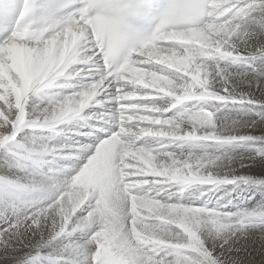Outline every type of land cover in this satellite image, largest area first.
<instances>
[{"label": "snow or ice", "instance_id": "snow-or-ice-1", "mask_svg": "<svg viewBox=\"0 0 264 264\" xmlns=\"http://www.w3.org/2000/svg\"><path fill=\"white\" fill-rule=\"evenodd\" d=\"M155 4L67 0L57 8L52 0H0V152L11 153L27 127L55 129L81 117L109 88L120 102L107 117L118 130L98 146L80 145L94 154L70 178H43L45 157L68 147L51 142L16 163L23 175L0 177V264L6 255L11 264H33L46 243L78 229H95L88 264H245L243 243L258 239L264 248V63L232 71L264 57V0H168L153 14ZM69 6L75 10L61 11ZM89 62L102 70L96 82L53 96L42 119L31 116L33 94L82 75L72 66ZM187 102L192 107L168 117ZM209 102L249 107L221 115L215 104L206 110ZM172 145L200 151L177 153ZM241 146L244 153L236 151ZM253 168L262 174H250ZM146 185L168 194L152 195ZM227 185L255 187L261 198L235 210L224 202L230 193L197 204ZM202 186L207 191L186 201L180 195Z\"/></svg>", "mask_w": 264, "mask_h": 264}, {"label": "bare ground", "instance_id": "bare-ground-1", "mask_svg": "<svg viewBox=\"0 0 264 264\" xmlns=\"http://www.w3.org/2000/svg\"><path fill=\"white\" fill-rule=\"evenodd\" d=\"M86 55L87 53L82 50L81 56L85 57ZM254 63L257 65L264 63V57H257L247 63L236 64L232 67V71L250 70V65H254ZM72 68L76 70L83 69V74L80 76H73L72 78L62 77L51 88L45 89L31 96L28 101V111L34 119H42L41 114L44 113V110L54 106L52 104L53 96L57 99L66 98L76 92L83 91L85 90V86H90L91 83L96 82L102 74L100 66L98 64H92L91 62L88 64H76L73 65ZM114 92L115 89L113 88H109L102 92L92 103L89 104L88 107L84 109L81 117L65 121L64 123L57 125L55 129L39 127H27L23 129L17 137L18 146L13 147L11 153L0 152V177H14L17 174L23 175V173L19 172V169L15 166L16 163L18 161L20 163H28L23 158L27 155L29 149L38 148L41 144L51 142L52 144L67 145L68 147L64 148L59 155H48L45 157V160L48 162L40 169L43 178H51L55 181H63L70 178L75 174L74 170L78 167H82L86 162V159L90 158V152L82 151L80 145L94 144L97 146L109 133V130L104 128L105 124H107L108 127L111 126L115 131L118 130L117 127L112 123H109L107 119V117L112 116L119 109V106L117 105L118 100L113 99ZM158 103L163 104L164 101L160 100ZM212 104H215L216 108L222 109L220 113L221 115L225 113H231L233 115L240 114L247 111L249 107L232 104L224 106L220 102H209L208 105H206V110H213ZM185 107H192L191 102H187L186 105L178 106L173 112L168 113V116L172 117L174 113L184 110ZM98 116H104L106 118L97 119L96 117ZM83 117L88 118L84 119ZM93 130H99L100 132L99 134L101 137L98 141L93 138ZM68 140L69 143L67 144ZM141 146H143V143ZM184 146L185 145L182 147ZM187 146L188 149H184L172 145L169 150L177 153H190L193 151L192 149L200 151V149L194 145ZM209 151H211V149H209ZM236 151L244 153L246 148L244 146L237 147ZM50 172L53 174L52 176L50 175ZM250 174L261 175L262 173L259 168H253L251 169ZM164 187L165 186L157 185L155 189H149L146 185L145 190L150 191L152 195H155L157 190L164 193V195H167L168 193L163 191ZM234 187V185L221 186L213 191H207V186H202L201 189L192 187L185 190L180 195L186 201L190 197L200 195L201 190L207 191V194L197 201V204L203 206L206 202L210 201L211 204L209 206H211L215 204L218 198L225 196L226 193H230L224 202L227 203V200H231L232 203L229 205V208L232 210L234 209V205H243L247 201H251V203L254 204L256 200L261 198V193L255 187L248 188L245 186L244 188H235L233 191ZM253 196H255V200H251V197ZM25 198L31 197L26 196ZM173 199H176V197H173ZM78 215H86V213L78 212ZM94 230L95 229L91 231L88 229H78L74 232L69 230L55 240H51L50 229H44V241L47 242L51 240V242L46 243L45 247L39 249L41 256L34 261L33 264H51L48 262V259L52 254L54 255L56 253H70L72 260L69 264H88V258L94 252L95 248L88 244L80 246V242L82 240H89ZM40 239V235L35 237V241H39ZM28 242H34L30 236ZM240 247L241 251L239 255L244 259L245 264H264V248H262L258 239H250ZM11 260L12 255H6L4 257L5 264H11Z\"/></svg>", "mask_w": 264, "mask_h": 264}, {"label": "rangeland", "instance_id": "rangeland-1", "mask_svg": "<svg viewBox=\"0 0 264 264\" xmlns=\"http://www.w3.org/2000/svg\"><path fill=\"white\" fill-rule=\"evenodd\" d=\"M240 64V63H239ZM254 65L255 66H258L257 64H255L254 63ZM250 69V68H249ZM57 89V88H56ZM102 113V112H101ZM105 113V112H104ZM169 117V116H168ZM169 118H171V117H169ZM69 143V140L67 141V144ZM62 144V143H61ZM98 146V145H97ZM174 146H176V145H174ZM182 148H184V149H188V146L187 145H185L184 147H182ZM182 148H180V149H182ZM193 151H195V149H192ZM92 154H94V153H92V152H90V156L92 155ZM50 175L52 176L53 174L50 172ZM161 195L163 196L164 195V193H161ZM240 205V204H239ZM235 206H237V205H234V209L233 210H235ZM86 241H88V240H82L81 242H80V246H83V245H87L86 244ZM71 255H70V253H64V254H59V253H56V254H52L50 257H49V259H48V262L49 263H51V264H69L70 262H71V260H72V256L70 257ZM66 260H68V261H66ZM53 261V262H52ZM65 261V262H64ZM67 262V263H66ZM72 264V263H71Z\"/></svg>", "mask_w": 264, "mask_h": 264}]
</instances>
